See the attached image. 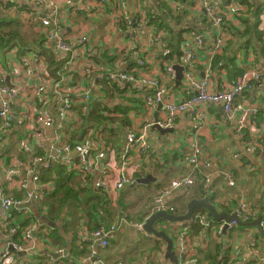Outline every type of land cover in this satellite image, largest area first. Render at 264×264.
<instances>
[{"label":"crops","instance_id":"crops-1","mask_svg":"<svg viewBox=\"0 0 264 264\" xmlns=\"http://www.w3.org/2000/svg\"><path fill=\"white\" fill-rule=\"evenodd\" d=\"M128 1L131 9L141 7L148 15V19L150 18L151 22L153 20V24L166 30L167 35L164 40L156 42L151 48L160 54V58L155 61L153 68H148V70L153 71L154 69L159 73L161 70L163 74L167 63H172L174 68L177 64L182 67V77L179 83L176 69L175 81L165 82L166 96L173 100L179 101L188 96L184 83V72L186 71L184 65L186 64L181 59L184 34L202 33L205 36L204 46L198 53L199 61L193 68V72L201 78L205 74V67L211 64V79L215 89L230 87L233 84L236 76L244 69V64L248 62L250 53H253L256 58L262 55L264 0H232L237 4L238 11L231 10L230 3L224 0V7L227 10L226 17L224 22L218 26L219 28L213 27L206 20L204 10L195 16L188 11L187 7L184 8L185 11L176 12L177 10L171 9L164 0ZM177 1L188 6L186 5L187 0ZM12 2L14 1L0 0V15L3 14V17L6 16L9 20H15L13 15L18 11V5L15 6L16 2ZM252 7L261 8L259 10V29L263 36L261 42H256V36L252 33L244 37L236 36L237 31L238 33L246 32L248 26L256 22L257 17L250 10ZM30 9L33 10L31 7ZM180 15L181 17L177 19L176 16ZM157 16L167 19L165 25H161L159 20L157 23L154 22ZM17 24L40 40V36L37 37L39 27L34 23L30 26ZM80 24H85L96 40L108 41L109 44L117 42L121 36L119 34L112 36L114 32L109 27V20L104 17L89 16L84 11L72 14L70 25L67 28L73 30ZM27 36L32 39L31 44L29 41H23V43L19 41V45L15 48L22 47L28 50L38 45L37 39L34 40L31 36ZM217 37H222L224 44L221 51L213 55L210 48L212 40ZM235 38L238 41L237 46L228 51L231 40ZM248 38L255 41V46L254 44L245 46ZM123 39H128V37ZM110 48L111 46L108 47ZM12 49L4 48L0 51V64L6 70L11 68V62L6 58V53ZM173 49L174 59H165V56ZM95 51L100 58L97 61L101 62L103 53L98 49ZM223 53L234 59L233 66H220L215 63L216 57ZM13 64H17L15 60ZM234 69L237 70L236 75L232 72ZM135 76L138 79L142 74L136 71ZM7 82L11 84L10 77H7ZM93 101L90 110L93 109L94 104H97L105 110L103 111L104 116L111 118L105 117L98 120L88 117L85 124L75 128L72 137L81 129L87 132L90 128H95L96 132L101 131L105 135L106 140L117 141L121 152L125 150V140L129 132H143L144 124L166 119L162 105L145 108L142 96L136 95V88L126 93V90L118 83L110 81L104 82L99 98H94ZM241 102L254 105L258 109L257 116L250 120L248 128L245 129L244 137L235 133L234 125L226 120L222 107L213 104H204L199 107L200 117L197 121L189 119L185 113L181 114L174 124L168 127L172 128V131H164L163 129L167 128L153 124L147 132L144 131L151 145L149 152L142 154L140 160L133 155V151L130 152L134 157L131 175L135 178V185H128L113 195L108 189L94 187V182L98 179L97 174L91 173L83 177L72 173L67 186L73 192L79 193L78 199L71 198L72 200L68 199L60 203V196L64 195L63 190L55 196L50 194V197L47 196L48 198L40 202L30 200L26 204L28 211L20 214L13 212L0 224V251L8 239V228L14 223L26 224L27 218L35 215L37 221L31 224L36 225L37 243L27 250H18L12 246L11 250L15 258L13 264L53 263V259L58 258L56 251L59 249L67 251L68 254L60 264H81V257L87 251L91 233L95 228L104 225L106 228L114 225L117 227L110 237L109 246L102 253V260L105 264H174L166 255L168 243L164 238L150 233L149 236H145L134 225L137 222L144 223L151 214H154L151 212L152 202L161 189L170 188L172 180L189 173L194 168L189 161L194 146L200 150L201 173L193 185L170 191L167 200L174 206L175 214H186L188 203L192 199L205 197H209L211 203L219 211L230 213L234 211L242 197L248 199L256 209L258 215L256 214L255 220L259 216L264 217V85L246 91ZM15 109L20 110L19 104ZM22 133L21 126L14 122L13 128L5 135L3 151L7 164L27 157L23 153L17 156L19 152L14 153L13 150L14 147L19 149ZM3 174L0 171V186L3 185ZM21 175L32 181L26 172L22 171ZM207 177L210 179L208 182ZM144 178H148V181L140 183L139 181ZM231 180L234 181L235 186L228 185ZM40 184L42 188L48 184H51L55 190L57 188L55 181L48 183L42 181ZM33 188V185L27 189L10 186L7 187V192L11 197L25 199L27 191ZM68 193L72 197V193ZM47 201L52 203V207ZM201 216H205V220L212 221V225H205L201 221ZM223 223L225 222L208 218V210L201 207L196 209L194 215L187 220L168 221L161 218L155 222V228L164 231L173 240V250L177 258L180 251L178 235L184 232L189 240V256L191 259L197 258L200 264H256L264 260V230L261 226L258 228L238 224L224 231V228L220 229ZM31 224L26 229L32 226ZM23 231L19 233L18 229L12 241L26 247L25 244L29 242L25 239ZM249 248H254V255Z\"/></svg>","mask_w":264,"mask_h":264},{"label":"built area","instance_id":"built-area-1","mask_svg":"<svg viewBox=\"0 0 264 264\" xmlns=\"http://www.w3.org/2000/svg\"><path fill=\"white\" fill-rule=\"evenodd\" d=\"M9 1H14L17 3L15 6H19L13 18L38 26L41 41L32 49L20 47L7 52L6 58L11 62L9 70L0 64V171L4 173L3 185L0 186V224L13 212L20 214L28 211L26 204L30 200L40 202L54 192L51 184L43 188L40 184L43 174L54 165H61L66 173L83 177L91 173L97 174L94 187L108 189L115 195L126 186L135 185V178L131 175L134 157L130 152L133 151V155L139 160L142 154L149 152L151 145L144 131L147 132L153 124L168 128L183 113L189 119L197 121L200 117L199 107L213 104L222 107L226 120L234 125L235 133L244 137L250 120L258 114L257 107L241 100L246 91L264 85V38L261 60L250 53L248 62L233 84L215 89L211 79V64L205 67V74L201 78L193 72L199 61L198 53L204 46L205 36L202 33L184 34L181 59L186 64H183L186 67L184 83L188 96L176 101L166 96L165 82L176 79L173 64L167 63L163 74L161 70V73L154 69L148 70L160 58V54L151 48L156 42H162L167 33L164 28L153 24L141 7L131 9L128 0ZM164 1L176 12L185 11L184 8L187 7L189 12L198 16L204 10L206 20L213 27L219 28L226 17L224 0H187L188 6L177 0ZM227 2L230 3L231 10L238 11L236 3L232 0ZM83 11L89 16L109 20V27L114 32L112 36L121 35L119 40L110 43L111 45L108 41L96 40L85 24H80L73 30L67 28L71 15ZM126 37L128 39H123ZM223 41L222 37L212 40L210 51L213 55L221 51ZM96 49L103 53L101 62L97 61L100 58ZM14 60L16 65L13 64ZM136 71L142 74L138 79ZM7 77L11 78V84H8ZM106 81L118 83L126 93L136 88V95L142 96L145 108L162 105L165 111V120L144 124L143 132H129L124 152L119 150L120 144L117 141L106 140L105 135L101 131L96 132L95 128H90L87 132L81 129L72 137L75 128L85 124L90 105L94 98H99ZM18 104L20 110L17 111L15 107ZM15 118L23 130L18 150L27 157L13 161L10 165L6 161L3 143L5 135L13 128ZM189 161L194 168L172 180L170 188L160 190L154 197L151 212L176 213L167 197L171 190L196 182L201 173L198 147L194 146ZM22 171L32 181L24 178ZM206 179L207 182L210 180L208 177ZM30 185L34 188L27 191L25 199L11 197L7 192V187L10 186L27 189ZM228 185L232 187L235 183L231 180ZM230 214H236L244 222H252L258 215L251 202L242 197ZM201 221L207 226L212 225V221L205 220V216H201ZM31 225L23 231L29 242L25 244L26 247L12 241L19 228H8V239L0 251V264L14 263L12 246L18 250L34 247L37 243L36 225ZM237 225L238 222L233 220L228 223L227 230ZM134 226L142 234L149 236L143 222H137ZM224 226L225 223L221 224L220 229ZM260 226L264 230V217H261ZM116 228L115 225L107 228L104 225L93 230L88 239L87 251L81 257V264H105L102 253L109 246L110 237ZM178 239L179 264H200L197 258L191 259L189 256L187 235L181 232ZM249 250L255 254L254 248ZM56 254L58 258L53 259V263L45 264H60L68 256L63 249L57 250ZM256 264H264V260Z\"/></svg>","mask_w":264,"mask_h":264},{"label":"trees","instance_id":"trees-1","mask_svg":"<svg viewBox=\"0 0 264 264\" xmlns=\"http://www.w3.org/2000/svg\"><path fill=\"white\" fill-rule=\"evenodd\" d=\"M14 3V2H12ZM17 4V3H15ZM261 9V8H260ZM259 8L258 9H255L254 7H252L250 10L251 12H253L256 17H257V20L256 22L252 25V26H248L246 32H243V33H238L239 31H237L236 33V36L238 37H244L246 36L248 33H252L256 36V42H261L262 41V31H260L259 29V24H260V10ZM173 17H175L173 15ZM181 17L180 16H176L177 19H179ZM8 17H3V19L0 20V51L1 49H4V48H15L17 47V45H19L20 42L23 43V41L27 42L28 40L26 39L27 37V30L21 26H17V28L15 29H4V26H10L9 24H14L15 22L22 24V25H26V22L23 21V23L21 22L20 19H18L17 17L15 18V20H9L7 19ZM12 19V18H11ZM158 20L160 21V24L161 25H165V21H167V19H163L162 17H159L157 16V19L154 20V22H158ZM153 22V20H152ZM28 24V23H27ZM28 26H30V24H28ZM169 27V26H167ZM24 29V30H23ZM29 36H31L34 40L37 39L38 41L36 42H40L41 40H39L38 38H35V35H33V33H28ZM40 36L39 33H37V37ZM235 36V37H236ZM41 39V38H40ZM20 41V42H19ZM237 39L235 38V40H231L230 42V45L229 47L227 48L228 51H231L233 47H236L237 46ZM255 46V41L252 40L251 38H248L246 40V45L245 46H249V45H253ZM4 47V48H3ZM177 55L179 56V52L177 53ZM175 57V51L173 49V51L171 53H168L166 56H165V59H171L173 58L174 59ZM262 57V55H261ZM261 57L259 58H256L257 60H260ZM216 64H220V66H227V65H232L234 64V59L233 58H229V56H227L225 53L221 54V55H218L216 57ZM233 66V65H232ZM234 73V75L237 74V70H233L232 71ZM237 77V76H236ZM94 103V101L92 102ZM95 106H93V109L90 110V113H89V117H92V118H95V119H98V120H101L103 118H111L110 116H104V112L105 111L103 108H100L99 106H97V104H94ZM103 122V120H102ZM72 173H66L64 168L59 165V166H53L50 170L46 171L44 174H43V179L42 181L43 182H50V181H55L57 183V188L55 190L54 188V192H52L51 195H56V193H58L59 191H63L64 190V195L60 196V203L68 200V199H73V200H77L78 197H79V193L77 192H73V190L71 188H68L67 184L69 183L72 175ZM72 193V197L70 196V194L68 193ZM50 197V196H48ZM47 197V198H48ZM71 199V200H72ZM49 202V201H47ZM48 204H50V206L52 205L51 202H49ZM52 207V206H51ZM26 224H12V226H16V227H19V233L22 232L23 230L26 229L27 226H29L32 222L34 221H37V218L35 215L31 216L29 218H27L26 220Z\"/></svg>","mask_w":264,"mask_h":264},{"label":"water","instance_id":"water-1","mask_svg":"<svg viewBox=\"0 0 264 264\" xmlns=\"http://www.w3.org/2000/svg\"><path fill=\"white\" fill-rule=\"evenodd\" d=\"M175 69L177 71V82L179 83L181 77H182V67L180 65H175ZM221 109V108H220ZM222 110V109H221ZM16 125L18 124L17 119L15 118ZM160 128V127H159ZM162 129V128H160ZM164 131H172V128L163 129ZM148 181V178H144L140 180V183H146ZM206 208L208 210V218H212L215 221H224V231H227L228 223L236 220L239 225H246V226H255L260 228V220L261 216H259L258 219L254 220L253 222H244L242 221L236 214H230L225 211H219L218 208L211 203L209 197H205L203 199H192L188 203V211L184 215H176L169 212H157L154 214H151L146 221L144 222V229L156 237H162L164 238L167 243V257L170 258L174 264H179V260L177 258L176 252L173 250V240L162 230H158L155 228V222L158 221L161 218H164L168 221H181V220H187L194 215L195 210L198 208Z\"/></svg>","mask_w":264,"mask_h":264},{"label":"rangeland","instance_id":"rangeland-1","mask_svg":"<svg viewBox=\"0 0 264 264\" xmlns=\"http://www.w3.org/2000/svg\"><path fill=\"white\" fill-rule=\"evenodd\" d=\"M168 7V6H167ZM3 17V14H1L0 15V20H1V18ZM23 23V22H22ZM19 24H20V22H19ZM22 25V24H21ZM17 26H19L18 24H17V22L16 23H14V24H12L11 26H9V27H7V26H4V29H15V28H17ZM24 26H28V24L26 23V25L24 24ZM32 29V28H31ZM33 30V29H32ZM28 31V30H27ZM28 32H30V31H28ZM26 35H28V33L26 34ZM36 38V37H35ZM27 40L30 42L29 44H31V38H28V36H27ZM13 150H14V153H18L19 152V155H17V156H20V154H22V152L21 151H19L18 149H16V147H14L13 148Z\"/></svg>","mask_w":264,"mask_h":264}]
</instances>
